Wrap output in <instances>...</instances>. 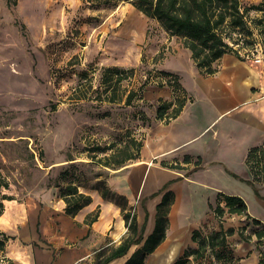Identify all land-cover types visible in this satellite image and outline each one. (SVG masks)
<instances>
[{
    "label": "rangeland",
    "instance_id": "rangeland-1",
    "mask_svg": "<svg viewBox=\"0 0 264 264\" xmlns=\"http://www.w3.org/2000/svg\"><path fill=\"white\" fill-rule=\"evenodd\" d=\"M260 1L240 0L242 8ZM258 14L253 8L248 10V17ZM168 34L130 0L102 4L87 0H0V172L8 182L0 186V196H7L0 229L9 236L5 246L14 258L12 264H38L37 257L38 261L50 259L53 264L65 251L72 254L71 264H99L113 246L107 244L111 240L109 230L119 219L124 221L121 205L135 214L137 226L135 231L124 221L125 226L120 225L126 231L123 237L139 233L144 197L150 218L155 213L169 185L151 196L159 186L147 189L138 178L132 192L127 188L121 192V180L137 168V160L115 167L99 160L132 137L145 138L148 125L158 119L157 106L168 100L160 92L165 84L170 86L173 99L184 93L172 76L157 68V63L168 56ZM253 37L252 46L243 45V38L234 46L242 58L264 59V38L257 31ZM114 66L127 69L120 81H110L109 92L115 91L116 100H100L93 90L105 88L104 69ZM81 83L92 88H85L87 98L77 99L74 90ZM131 90L134 98L127 104L125 95ZM110 144L115 147L98 149ZM256 157L248 163L253 182L264 176V154ZM70 181L84 194L100 195L105 186L116 195L103 198L114 217L109 219L106 233L100 234V250L85 257L76 256V252L90 231L82 233L75 219L79 210L68 215L60 196ZM168 191L170 203L174 195ZM181 200L182 196L179 205ZM100 206L89 214L99 211L100 215ZM147 232L145 227L143 233ZM188 257L184 264L220 263L208 251L198 259Z\"/></svg>",
    "mask_w": 264,
    "mask_h": 264
},
{
    "label": "crops",
    "instance_id": "crops-1",
    "mask_svg": "<svg viewBox=\"0 0 264 264\" xmlns=\"http://www.w3.org/2000/svg\"><path fill=\"white\" fill-rule=\"evenodd\" d=\"M166 39L168 56L157 63V68L176 75L188 99L176 117L164 123L157 119L148 125L140 157L136 158L138 166L121 180V192H126L125 188L132 192L134 180L138 182L139 178L147 189L159 186L151 196L168 185L174 195L167 208L165 238L144 256L143 264H173L188 246H198L191 239L193 230L207 235L221 227L233 228V231L226 236L224 249L228 260L219 264H259L264 243L258 241L256 231L264 226V176L261 181L253 182L254 174L246 156L252 147L264 145V63L226 52L213 62L216 70L206 74L194 63L191 51L182 45L180 37L168 34ZM160 90L168 101L173 99L169 85L165 84ZM219 193L243 199L249 217L226 212L219 218L210 208L211 204H216ZM90 195L92 201L80 209L75 218L82 233L90 231L80 243L78 257L100 250V234L106 233L109 219L114 217L107 200L98 192ZM145 199L141 200L144 210L141 224L147 214L144 226L148 232L125 254L107 264H124L153 231L157 209L150 218ZM224 204L221 200L220 205L225 207ZM96 205H101L100 215L90 224L84 223ZM116 224L108 233L111 240L107 244L113 246H117L126 233L125 229H120V225L125 226L122 218ZM6 248L5 256L14 259ZM71 255L68 251L61 252L53 264H71ZM36 262L50 264V259L43 257L38 261L37 257Z\"/></svg>",
    "mask_w": 264,
    "mask_h": 264
},
{
    "label": "trees",
    "instance_id": "trees-1",
    "mask_svg": "<svg viewBox=\"0 0 264 264\" xmlns=\"http://www.w3.org/2000/svg\"><path fill=\"white\" fill-rule=\"evenodd\" d=\"M93 3H108L112 0H87ZM128 1V0H126ZM132 4L140 10L144 15L155 18L160 25L171 36L181 38L182 45L191 51V57L198 66V68L206 74H211L216 70L213 62L221 57L226 52H234L241 58L239 50L234 46L239 43V40L243 38V45H254V32L257 31L264 38V0L252 3L242 8L240 0H130ZM255 9L258 11L257 16L248 17V10ZM242 41V40H241ZM127 69H123L117 66L107 67L103 72L102 82L106 84L103 90H93L97 94V98L100 100H108L114 102L115 91H110V81H120L124 78V73ZM131 70V69H130ZM129 70V71H130ZM166 75L174 78L173 83L177 80L176 75L163 71ZM87 85V86H85ZM176 86H180L179 82ZM92 88L89 83H81L79 87L74 90L75 98L83 99L87 98L86 89ZM101 96L103 98H101ZM125 102L131 104L134 98V91H128L125 95ZM188 97L184 93L175 95L173 100H163L156 108V117L161 120H169L180 114V110L187 102ZM171 108L170 112L167 110ZM130 138V137H129ZM114 144L109 146L98 147V149H113ZM142 147L141 139L130 138L121 146H116V150H112L111 153L105 154L99 161H102L105 165L117 166L125 164L128 160L136 159ZM97 148V147H96ZM94 150V149H92ZM260 150V147H252L247 153V162L250 163L253 158L257 159V154L262 156L264 150ZM264 160V158H263ZM261 161V160H260ZM261 171L264 173V164ZM234 175V174H233ZM8 182L3 179L0 172V186H7ZM169 191L163 195L161 201L157 204L156 218L154 229L145 239L142 246L138 247L128 258L124 264H143L144 256L150 252L165 238L167 229V208L169 204ZM100 195L103 198L115 197L116 195L110 193L107 187L104 186L100 191ZM60 196L65 201L66 205L64 212L68 215H74L87 203L91 202L92 196L84 194L78 190V186L74 182L67 183L61 190ZM121 196V195H119ZM7 196H0V216L4 211V200ZM224 200L225 207L220 205V201ZM125 205V204H124ZM121 205V211L123 213L125 224L128 228H132L136 231V216L125 210V206ZM165 207V210L163 209ZM210 208L214 209L216 215L221 218L226 212L237 213L249 217L247 215V207L243 199L236 195H225L219 193L216 204L214 207L210 205ZM99 211L88 214L86 223H91L97 219ZM147 214L144 217V221L141 224V228L136 237H129V235L123 237L117 246H112L108 249V252L101 259L99 264H107L114 258H118L125 254L132 244L139 243L143 238V232L145 229V222ZM256 222V220H254ZM258 223V222H257ZM233 228L224 229L221 227L219 230L213 231L207 235H203L201 231L195 229L192 231L191 239L197 243L196 248H186L183 254L173 264H184L189 260V255H192L194 259H198L204 255L207 251L214 257L216 261L225 262L228 260L226 256V236L231 234ZM257 239L260 243H264V226L256 231ZM8 234L0 229V264H5L3 261L12 264L10 259L5 256L3 251L5 250ZM2 257V258H1ZM2 259V260H1ZM259 264H262L261 259Z\"/></svg>",
    "mask_w": 264,
    "mask_h": 264
},
{
    "label": "built area",
    "instance_id": "built-area-1",
    "mask_svg": "<svg viewBox=\"0 0 264 264\" xmlns=\"http://www.w3.org/2000/svg\"><path fill=\"white\" fill-rule=\"evenodd\" d=\"M253 61H255V62H257V63H259V62H262V63H264V59L261 57V56H256L254 59H253ZM259 257H260V259H261V262H262V264H264V247H263V249L260 251V253H259ZM2 258V257H1ZM2 260V259H1ZM5 264H7L8 262H6V261H3Z\"/></svg>",
    "mask_w": 264,
    "mask_h": 264
},
{
    "label": "bare ground",
    "instance_id": "bare-ground-1",
    "mask_svg": "<svg viewBox=\"0 0 264 264\" xmlns=\"http://www.w3.org/2000/svg\"><path fill=\"white\" fill-rule=\"evenodd\" d=\"M103 218V216L101 217V219Z\"/></svg>",
    "mask_w": 264,
    "mask_h": 264
}]
</instances>
